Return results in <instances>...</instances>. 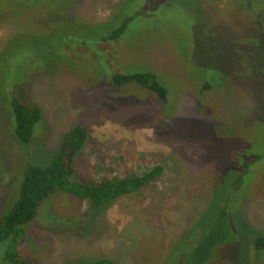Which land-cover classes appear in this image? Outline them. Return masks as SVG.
<instances>
[{"label":"rangeland","instance_id":"rangeland-1","mask_svg":"<svg viewBox=\"0 0 264 264\" xmlns=\"http://www.w3.org/2000/svg\"><path fill=\"white\" fill-rule=\"evenodd\" d=\"M149 2L154 7L135 18L114 54L95 42V32L87 38L77 34L82 26L107 27L109 34L116 29L110 22L121 6L134 15ZM238 2L0 0V74L8 76L21 63V71L30 74L27 80L12 76L14 82L22 80L18 96L44 113L42 130L24 149L8 131L10 119L0 101V203L1 188L16 183L15 172L26 157L47 161L76 125L85 126L90 136L76 161L78 178L96 182L112 172L141 170L154 157L169 174L163 188L160 184L100 209L58 193L27 229L19 248L24 258L37 264H75L100 257L116 264H170L168 252L188 228L194 222L205 227L210 223L206 211L220 208L214 202L216 187L227 167L237 163L238 170L242 146L255 145L264 133V98L251 73L260 63L251 55L259 36L252 26L259 7ZM57 5L66 11H57ZM83 39L86 56L70 55L65 45L82 48ZM258 48L263 52L264 43ZM89 61L94 67L86 69ZM109 64L115 72L158 74L173 95L171 111L160 115L155 95L135 84L118 87L105 76L97 79ZM207 79L221 84L204 91ZM16 89L11 92L18 93ZM256 147L264 148V141ZM260 166L263 170L247 199L236 196L240 207H234L232 216L241 221L240 236L249 239L231 252L221 248L213 264H264V252L245 246L264 234V163ZM53 213L76 225H52ZM2 254L0 248V264Z\"/></svg>","mask_w":264,"mask_h":264},{"label":"trees","instance_id":"trees-1","mask_svg":"<svg viewBox=\"0 0 264 264\" xmlns=\"http://www.w3.org/2000/svg\"><path fill=\"white\" fill-rule=\"evenodd\" d=\"M64 1L67 2L68 0H60V2ZM242 1H249L250 7H259V10L257 9L254 15L255 21L252 23L253 29L257 31L256 34L257 36L259 34V36L254 41L251 55L254 57L252 61L258 57L260 63L253 65L256 74L252 71L251 73L257 78L264 98V50L262 52L258 48L261 42L264 43V0H239L240 6L243 3ZM121 7L116 15L117 19L113 18L110 22L112 28L116 26V29L111 33H105L104 29L107 27L82 26L77 34L81 38H87V36L93 35L91 32H95L98 37L95 42L102 45L101 47H105L103 48L104 50L112 54L116 53L119 50L117 46L121 45L118 43L127 34L135 18L141 16L143 12L146 14L147 10L154 6L149 2L144 5L143 10L138 11L134 15L128 14ZM57 11H66V9L58 6ZM43 36L41 34L39 37ZM82 42V48H77L72 42L65 45L70 55L76 53L83 57L86 56L87 51H89L86 48L87 40L83 39ZM81 49H84V51L81 52ZM54 60L55 57L49 62ZM112 63L116 66L121 65L116 61H112ZM20 64L18 62L15 67H12L8 72V76L3 77V73L0 74V101L3 110L10 119L8 131L18 140L16 143L24 149H28L38 132L42 130L44 113L39 106H29L23 103L18 96L19 93L22 94L20 90L22 80L14 82L15 77L12 76L23 75V78L27 80L30 74V72L28 74L25 71L22 72L19 68ZM45 64H42L40 69H43ZM91 66L94 67L92 62L89 61L85 68L89 69ZM109 67L106 66L100 76L95 75L96 78L100 79L105 76L107 81L118 87H127L135 84L137 87L155 95L161 104L160 115L171 111L173 95L170 93L167 83L158 74L150 70L128 73L129 70L127 69L124 72H115ZM215 83L219 82L211 80L204 82V91H212L215 88ZM14 88H17L18 93L16 91H14V94L11 92ZM262 134L261 138L255 142V145L249 148L247 146L243 148L242 146L241 151L237 154V156L241 157L238 170H235L237 163L227 167L225 178L222 179L223 182L221 180L218 183V187H216L219 194L215 199L217 201L214 200V202H218L220 208L213 209V207H208L206 211L210 223L205 227L194 222L185 234L171 246L172 252H168V255L170 254L172 258L169 262L170 264H213L221 248L229 247L231 249L234 247L235 250L241 241L249 239L246 236H244L245 238L240 236L238 223H241V221H234L232 216L237 211L234 207H240V205H235L236 196L242 195L243 199H247L253 183L258 180L256 178L257 174L263 170L260 165L264 163V148L256 147L264 141V133ZM89 139V131L85 126L76 125L72 127L67 132L60 148L47 161L33 160L29 154V157H26L27 160L22 164V168L15 172L16 183L9 189L1 188L3 199H1L0 203V248L3 251L1 258L3 264H37L24 258L19 248L26 241L27 229L37 219H40L41 214L45 213V207L43 206L58 193H64L73 198L87 201L92 204L93 208L100 209L124 197L147 191L158 187L160 184L162 185L161 188H163L166 183L168 184L169 174L167 167L156 157L151 158L145 166L146 168L142 167L143 169L141 170L118 171L119 173L112 172V170V173L96 182H86L78 178L75 171L76 161L78 156L84 151ZM245 154L249 155L246 159L243 158V156H246ZM255 169L256 173H254ZM171 185H174L173 181ZM214 210L217 212H214ZM54 217L55 222L52 224L54 226L61 224L68 227L71 223L76 225L75 221H70L67 217L61 218V216L56 214ZM41 219L46 225L45 219ZM47 227L51 228L48 225ZM250 239L253 241L251 245L246 244V248H251V250L261 255L264 252V234ZM231 251L233 250L231 249ZM227 262V264H235L231 261ZM75 264L116 263L113 259L100 257L81 259Z\"/></svg>","mask_w":264,"mask_h":264}]
</instances>
